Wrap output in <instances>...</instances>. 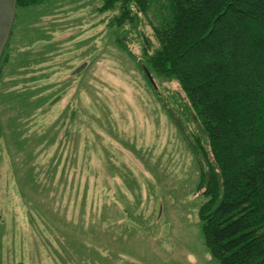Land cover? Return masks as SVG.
<instances>
[{
	"label": "rangeland",
	"instance_id": "374dc122",
	"mask_svg": "<svg viewBox=\"0 0 264 264\" xmlns=\"http://www.w3.org/2000/svg\"><path fill=\"white\" fill-rule=\"evenodd\" d=\"M101 7L16 11L1 63L0 264H218L198 219L202 128L177 82L151 83L142 65L168 3L120 27Z\"/></svg>",
	"mask_w": 264,
	"mask_h": 264
},
{
	"label": "trees",
	"instance_id": "16d2710c",
	"mask_svg": "<svg viewBox=\"0 0 264 264\" xmlns=\"http://www.w3.org/2000/svg\"><path fill=\"white\" fill-rule=\"evenodd\" d=\"M101 1L120 27L156 0ZM166 1L168 21L153 27L157 47H144L142 65L151 79L177 82L202 128L204 246L218 264H264V0ZM48 2L15 0V15Z\"/></svg>",
	"mask_w": 264,
	"mask_h": 264
},
{
	"label": "water",
	"instance_id": "95a60500",
	"mask_svg": "<svg viewBox=\"0 0 264 264\" xmlns=\"http://www.w3.org/2000/svg\"><path fill=\"white\" fill-rule=\"evenodd\" d=\"M14 17L15 0H0V55L7 42ZM81 68H78L76 71H74V74L78 73ZM146 76L152 83V79L148 73H146Z\"/></svg>",
	"mask_w": 264,
	"mask_h": 264
}]
</instances>
